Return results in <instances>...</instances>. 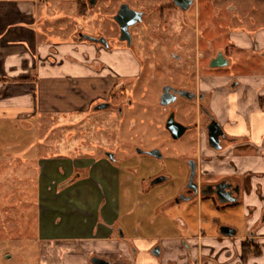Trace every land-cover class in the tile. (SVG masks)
I'll return each instance as SVG.
<instances>
[{
    "label": "rangeland",
    "instance_id": "rangeland-1",
    "mask_svg": "<svg viewBox=\"0 0 264 264\" xmlns=\"http://www.w3.org/2000/svg\"><path fill=\"white\" fill-rule=\"evenodd\" d=\"M124 2L148 12L143 22L131 27L134 35L131 47L120 39V28L114 20ZM40 3L46 9L37 23L40 40L55 44L67 42L72 32L82 26L83 34L104 37L111 48L119 49V57L129 52L138 66L126 77L125 94L120 92L119 100L112 98L111 107L92 108L90 112L74 115L40 112L0 121V264H91L90 257L97 255L84 245L88 257L79 261L82 254L79 242L50 240L45 237L51 232L48 224L39 226V203L42 202L38 190L39 163L44 157L74 159L101 157L106 152L115 154L120 159L117 170L122 173L123 233L150 241L162 237L163 226L170 232L177 231V209L164 213L158 207L162 197L174 196L181 189L188 173L187 161L198 157L200 144L194 129H189L180 139H173L166 120L173 109L176 119L188 124L198 116V110L194 102L184 98L168 107L162 106V86L165 82L188 86L191 74L195 80L211 73L207 64L218 51L225 52L231 62L219 72L240 77L264 76L263 52L254 51L251 44L240 43L243 48L235 45L240 35L254 37L259 31L264 32V0H197L187 12L167 9L164 17L159 0H98L86 16L78 14L73 2L42 0ZM183 26L190 29L184 39L173 40L171 34H159L166 27L174 31L173 27L179 30ZM160 36H168L171 45L176 44L177 51H183L191 59L194 72L188 65L173 66L175 69L171 71L156 64L154 53L158 55L156 50L166 46L160 44ZM189 41L192 45H188ZM83 56L87 58L85 53ZM152 149L161 150L164 160L139 153V150ZM161 173H168L169 181L154 187L150 193L145 192V181ZM197 207L193 203L191 218L186 215L192 230L187 234L193 235L196 231ZM244 207L241 200L221 211H215L210 201H204L200 208L209 216L210 226L214 217H221L235 225L237 236H242L251 223ZM178 230L186 233L182 227Z\"/></svg>",
    "mask_w": 264,
    "mask_h": 264
},
{
    "label": "crops",
    "instance_id": "crops-1",
    "mask_svg": "<svg viewBox=\"0 0 264 264\" xmlns=\"http://www.w3.org/2000/svg\"><path fill=\"white\" fill-rule=\"evenodd\" d=\"M41 1L0 0V121L17 120L40 112L64 115L90 112L96 103L107 99L115 90L114 76L118 73L130 75L137 67L128 51L119 57V49H106L94 41L82 39V26L72 32L70 41L55 44L40 40L37 23L46 13ZM62 1L75 3L82 16H86L92 7L90 0ZM82 7L85 13L81 12ZM243 36L240 35L237 42L244 46L250 44V37ZM257 38L263 48L264 32H260ZM239 80L247 85V92L242 88L237 92L225 89L217 96L216 110L230 131H234L230 121L239 118L242 132L238 134L244 136L251 132L259 145L258 158L250 159L244 153L239 158L231 157L241 173H223L236 174L241 182L244 210L251 222L249 230L242 236L218 234L214 226L209 225V216L200 208L204 199L176 203L175 196L184 191L187 177L178 193L169 198L162 197L158 207L164 213L177 209V231L170 232L172 230L163 226L162 237L150 241L129 236L127 232L123 233L120 222L122 173L116 167L120 159L112 163L104 156H80L74 159L44 157L40 160L38 190L42 202L39 203V226L45 223L51 230L45 237L79 242L82 249L79 261L88 257L84 250L86 245L92 252L111 259L113 264H264V105L256 99L257 95L264 96V76L245 75ZM251 106L255 111L253 132L247 129L246 122ZM232 108L238 113L235 114L234 109L231 111ZM200 148L204 153L212 152L204 143ZM231 158L215 159L204 168L232 172ZM163 174L165 181L155 187L169 181L171 176ZM149 185L150 182L145 181L144 191L147 193L154 189ZM193 203L198 206L199 216L192 235L187 234L192 232L187 216ZM179 227L186 233H180ZM250 231H255L262 254L244 261L241 246ZM183 239L192 245V263L180 255L186 253ZM156 242H160L164 249L161 259L150 252Z\"/></svg>",
    "mask_w": 264,
    "mask_h": 264
},
{
    "label": "flooded vegetation",
    "instance_id": "flooded-vegetation-1",
    "mask_svg": "<svg viewBox=\"0 0 264 264\" xmlns=\"http://www.w3.org/2000/svg\"><path fill=\"white\" fill-rule=\"evenodd\" d=\"M159 1L162 2L161 4H158L159 8H160V13H161V16L164 17L166 15L165 12L167 9H170V10L175 9V10H180L182 12H187L194 5V3L197 0H193L188 9H183L181 5H179L175 2V0H159ZM166 2H168V4ZM124 3H127L130 5L129 2H124ZM180 3L185 4V2H180ZM130 7H131V5H130ZM131 8L134 10L143 12L142 20L137 22L136 24L132 25V26H135L138 23L143 22L145 20L148 12L145 10L135 8V7H131ZM116 14H117V12H116ZM186 25H188V22L186 23ZM132 26H130V32H131ZM168 27H171V26H168ZM168 27L162 29L165 31L160 32L159 34H165V33L171 34L170 37H173V40L184 39V35H186L190 31L188 26H183L181 29L178 28L179 30H176V28L173 27L175 29L174 31L171 29H168ZM119 28H120V26H119ZM184 29H188V31L186 32ZM260 32L261 31H259L258 34ZM257 35L254 37H250V44L252 45V47L255 48L254 51H256V50L258 51V48H259V51L263 52V54H264V47L263 48L260 47V44H259L260 40L257 38ZM131 37H132L131 43H128V40L124 41L127 43V45L129 47L132 46L133 40H134V35L132 34V32H131ZM97 38H104V37H97ZM168 38H169L168 36H160V38H159L160 42H161L160 44L161 45L165 44L166 46L163 49L160 48V49L156 50L158 55H155V53H154L156 64L158 66H165L168 69H172L171 71H174V69H175L173 66L188 65V66H191V68H192L191 71L194 72V67L192 65L191 59H188L183 51L178 52L177 50L179 48L177 49L176 44H174L173 42L171 45V42H169ZM120 39H121V30H120ZM167 39H168V41H167ZM96 43H98L99 45H101L102 47H104L106 49L114 50L113 48H111L109 46V42H108V45H105V44H103L101 42H97V41H96ZM238 44L239 43L236 41L235 45L239 46L240 44L239 45ZM188 45H192L190 43V41L188 42ZM240 47H242V46L240 45ZM162 50H163V55H165L166 57L162 55ZM220 54L223 55V57L227 60V64L226 65L213 66V62L219 57ZM134 61H136L137 66H138V61L135 58H134ZM230 63L231 62H230V59L227 58V54L223 51H218L216 54H214L209 59V62L207 64V68L211 69V73L200 75L198 78L196 77L197 79H195V80L193 79L192 74L191 75L189 74L190 76L188 77V81H187L189 83L188 86L178 85L174 82H165L162 86L161 97H160V104L162 106L168 107V106L174 104L179 98L187 99V100L192 101L196 104V107L198 110V116H196L195 119L192 120V122H190L188 124H184V125L189 126V129H194L199 136V138L197 139L198 143L200 145L202 143H204L205 146L210 151H212L211 154H207V153L202 152L201 148H200L197 150L198 157L192 158V159L187 161V164H188V173L186 175L187 179H186V182L184 185V191L179 193L177 198L175 197V201L177 204L182 203L184 201H193V200H197L198 198H201V199H204V201H206V202L210 201L212 206L214 207L215 211H221L222 208H225L228 205H235V204L240 203L242 200V195H243L241 182L239 181L236 174L232 175V174H223V173H241L238 170V165L236 164L235 160H233L231 157L239 158V157L243 156V153H244V156H246L250 159H254V158L259 157V151H260L259 145H258L257 141L255 140V138L253 137V134L251 132H249V134H245L244 136L238 134V132H242V126L240 123V119L236 118V119L230 121L231 127L234 130V131H230L229 128L223 122L218 111L216 110L217 96L219 94L223 93L225 91V89L235 90L236 92L238 90H240L241 88H242V90H246V92L248 90L247 85H245L241 80H239L240 76H230V75H227L225 73L218 71V70L223 69L224 67L229 66ZM142 64H144V62ZM212 71H218V72L213 73ZM128 76H130V75H122L120 73H118L116 76H114V78H116L115 90L111 93V95L107 99L96 103L93 106V108L95 110H101V109H96V107L102 103H108L109 104L108 107L113 106L112 98L119 100L120 99V97H119L120 92L123 95L125 94V91H126L125 88H126L127 83H128L126 77H128ZM179 90L190 91L192 94H194V97L188 98L186 96H182L179 94V92H178ZM166 92L171 94V95H176V98L174 100H172L170 103L164 105L161 103V98H162V95L165 94ZM248 93H246V94H248ZM256 99H257V101H260V103L264 105V96L257 95ZM233 109L234 108H232L231 111ZM234 112H235V114L238 113L236 108L234 109ZM172 113L175 114V119H176V113L172 109L170 111V114H169L167 120L169 119V117ZM254 113H255L254 108L251 106L249 108L248 113H247L246 122H247V129L249 131H252V132H253L252 117H253ZM167 120H166V123H167ZM203 121H205V122H203ZM212 122H218L221 129H222V132L219 135V141L217 143L219 145V148H214L210 145L209 132H210V126H211ZM153 150H158L159 153L161 154V156L158 157V156L151 155L149 152L153 151ZM139 153L150 155L151 157L156 158L157 160H159V159L164 160L163 153L159 149H152L149 151L139 150ZM108 154H112V153L106 152V153H104L103 156L106 159H108L109 161H111L112 163H117V160H118L117 156H115V154H112V157H109ZM227 157L231 158V164L234 167L232 172L215 171L213 169L204 168L205 164L209 165V163L215 161V159L222 160V159H225ZM192 165H194V170L192 169ZM192 173L195 174L193 179H191ZM212 173H214V174H212ZM159 177H164V180L161 182H157V183L153 184L155 179H157ZM164 181H165V174H163V173H161L159 175L157 174L155 176V178L152 177V179L149 180V182H150L149 186L152 188V187H155L156 184L162 183ZM222 184L231 185L230 188H227V186H226V188L233 191L234 192L233 195L237 196L239 198L236 202H222L220 200V198L217 194V191H218V189L222 188L221 187ZM219 185L221 188H219ZM238 187L240 188V192L236 193L237 191L235 188H238ZM262 219L264 220V214L262 216ZM212 223H213L212 226H214L215 231L218 234L225 236L221 233V227L225 226L227 223L221 217H214V221ZM247 233H248V236L246 237V240L243 242V244L248 242V241H250L252 243L253 242L257 243V237L255 235V231H250ZM237 234H238V230H237ZM237 234L234 237H236ZM182 245L186 249V253H184V254L188 258V261L190 263H192V255H193L192 245L187 241V239L182 240ZM158 246L161 247L160 255L154 254V250ZM163 250L164 249H163L162 244L160 242H156L151 247L150 252L155 258L161 259L162 255H163ZM241 250H242V246H241ZM241 253H242V259H243V251ZM95 256H100V257H103L105 259H108L113 264V261L107 257L101 256L98 254ZM92 257H90V263L94 264L91 261ZM173 264H176V263L173 262Z\"/></svg>",
    "mask_w": 264,
    "mask_h": 264
},
{
    "label": "water",
    "instance_id": "water-1",
    "mask_svg": "<svg viewBox=\"0 0 264 264\" xmlns=\"http://www.w3.org/2000/svg\"><path fill=\"white\" fill-rule=\"evenodd\" d=\"M193 0H175V2L179 5L182 6L183 9H188L191 5ZM98 2V0H90V3L92 6H94L96 3ZM180 2H185V4H182ZM143 18V12L141 11H137L134 10L130 7L129 4L127 3H123L119 10L117 11V14L114 16V20L118 23V25L120 26V30H121V40L125 41L128 40V43H131L132 37H131V32H130V26L136 24L137 22L141 21ZM82 39H88L91 41H97V42H101L105 45H108V42L105 38H97L91 35H87V34H80ZM227 64V60L223 57V55H219V57L213 62V66H219V65H226ZM180 95L182 96H186L188 98H193L194 94H192L190 91H186V90H179L178 91ZM176 98V95H171L169 93H165L162 95L161 98V103L166 105L168 103H170L172 100H174ZM109 106L108 103H102L100 105H98L96 107V109H104L107 108ZM166 127L167 129L170 131L172 137L174 139H179L181 138L186 131L189 129V126H186L180 122H178L175 119V114L172 113L169 117V119L167 120L166 123ZM222 129L219 125L218 122H212L211 126H210V132H209V141H210V145L214 148H219V145L217 144L219 141V135L221 134ZM151 155L154 156H158L160 157L161 154L159 153L158 150H153L149 152ZM109 157H112V154H108ZM192 169L194 170V165H192ZM194 173H192L191 179H193L194 177ZM164 180V177H159L157 179H155V181L153 182V184L157 183V182H161ZM230 188L231 185H226V184H222V188L219 185V188L217 191V194L220 198V200L222 202H236L239 198L237 196L233 195V191L229 190L226 188ZM236 189V193L240 192V188H235ZM225 195V196H224ZM221 233L225 236H229V237H234L237 234V229L230 226V225H225L221 227ZM161 253V247L158 246L155 248L154 250V254L156 255H160ZM91 261L94 264H112V262L108 259H105L103 257L100 256H93L91 258Z\"/></svg>",
    "mask_w": 264,
    "mask_h": 264
},
{
    "label": "trees",
    "instance_id": "trees-1",
    "mask_svg": "<svg viewBox=\"0 0 264 264\" xmlns=\"http://www.w3.org/2000/svg\"><path fill=\"white\" fill-rule=\"evenodd\" d=\"M81 12L85 13V8H81ZM263 102V101H262ZM242 251H243V259L244 261H247L249 258L257 257L262 254V248L261 245L255 242H246L242 245Z\"/></svg>",
    "mask_w": 264,
    "mask_h": 264
}]
</instances>
